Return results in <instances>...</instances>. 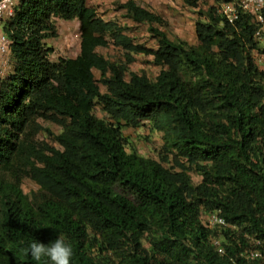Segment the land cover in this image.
<instances>
[{"label": "trees", "instance_id": "16d2710c", "mask_svg": "<svg viewBox=\"0 0 264 264\" xmlns=\"http://www.w3.org/2000/svg\"><path fill=\"white\" fill-rule=\"evenodd\" d=\"M203 1L213 4L196 21L197 45L125 4L157 40L149 48L89 0H18L3 25L14 68L0 83V264H36L19 248L59 235L71 264H264L242 256L246 233L264 238V72L255 55L264 45L251 16L232 25L221 14L233 0L186 3ZM57 20L79 22L76 58L50 59ZM112 43L125 61L99 52ZM137 55L162 69L156 79L131 71ZM43 122L62 129L56 145L40 140L52 134ZM146 123L162 135L159 159L126 135ZM26 179L38 190L25 193ZM214 213L237 230L209 228Z\"/></svg>", "mask_w": 264, "mask_h": 264}, {"label": "rangeland", "instance_id": "374dc122", "mask_svg": "<svg viewBox=\"0 0 264 264\" xmlns=\"http://www.w3.org/2000/svg\"><path fill=\"white\" fill-rule=\"evenodd\" d=\"M129 1H134L139 6L161 16L163 24L159 27L166 32L169 38L173 40L182 39L191 45H197V36L195 32L196 21L200 19V11H205L209 1H203L199 8H192L186 3V0H89V5L95 8L103 19L114 21L122 26L124 33L133 38L135 43L147 46L149 48L157 47V40L153 38L147 24L136 23L129 16L124 7ZM213 4V3H210ZM56 26L58 36L49 39L47 44L53 48L50 56L52 61H58L59 58H76L81 51L80 24L78 21L57 20ZM99 52L110 61H125V52L111 44L108 48H101ZM137 61L131 66V71L140 74H147L151 79H156L161 73V68L151 64V58L145 55H137ZM99 79V72H95ZM103 92H106L104 85L100 84ZM100 118H105V113L101 109L96 110ZM46 129H50L52 134L44 131L40 134V140L46 143L56 145L55 137L59 135L62 129L53 123L43 122ZM126 135L134 143L138 151L145 156L158 158L162 149V135L153 132L148 123L139 129L126 128ZM195 183L201 181L197 174H192ZM38 186L31 180L26 179L23 183V189L26 193L37 191ZM117 264V262H115Z\"/></svg>", "mask_w": 264, "mask_h": 264}, {"label": "built area", "instance_id": "2783aa9c", "mask_svg": "<svg viewBox=\"0 0 264 264\" xmlns=\"http://www.w3.org/2000/svg\"><path fill=\"white\" fill-rule=\"evenodd\" d=\"M18 0H0V83L14 68L12 40L5 34L3 25L8 19L16 14ZM220 12L226 21L235 25L243 14L251 16L253 23L259 25L255 38L264 43V0H233L223 2L220 5ZM257 62L264 71V50L256 51ZM212 223L224 224V220L218 216L212 218ZM254 250L248 254L251 259L264 260V242L254 240Z\"/></svg>", "mask_w": 264, "mask_h": 264}, {"label": "clouds", "instance_id": "9594fccd", "mask_svg": "<svg viewBox=\"0 0 264 264\" xmlns=\"http://www.w3.org/2000/svg\"><path fill=\"white\" fill-rule=\"evenodd\" d=\"M257 26L259 29L260 26L259 25H257ZM260 44L264 45L263 42H260ZM256 60H257V56H256ZM257 64H258V62H257ZM258 66H259V64H258ZM259 68H260V66H259ZM214 216L220 217L221 219L224 220L225 223L224 224H220V223L213 224L212 218ZM207 221H208L207 223L209 225L208 226L209 228L221 227V228H224L226 230H229V229H231V230L236 229L237 230V228H238L237 226H234L231 223H229L227 221V219L224 216H222L220 213L211 214L209 217H207ZM245 236H246L247 247L242 252L243 258H245L247 261L264 262L263 259H251L248 257V254L251 251H253L255 248L253 241L254 240H261L262 242H264V238L257 237L255 235L248 234V233H246ZM223 242H224V240L214 241V246L217 248L218 252L221 254L225 253V248L223 246ZM19 254L25 258L30 256L31 259L36 262V264H71V261H72L73 255H74V251H73L71 244L69 242H67L63 236L59 235L58 238H56L53 241H50L47 244L40 242L38 240H34L30 244H28L26 247H20L19 248Z\"/></svg>", "mask_w": 264, "mask_h": 264}]
</instances>
